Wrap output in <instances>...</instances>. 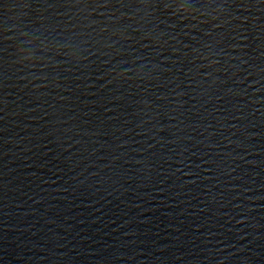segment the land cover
<instances>
[{
	"label": "water",
	"instance_id": "water-1",
	"mask_svg": "<svg viewBox=\"0 0 264 264\" xmlns=\"http://www.w3.org/2000/svg\"><path fill=\"white\" fill-rule=\"evenodd\" d=\"M0 0V264H264V0Z\"/></svg>",
	"mask_w": 264,
	"mask_h": 264
},
{
	"label": "snow or ice",
	"instance_id": "snow-or-ice-1",
	"mask_svg": "<svg viewBox=\"0 0 264 264\" xmlns=\"http://www.w3.org/2000/svg\"><path fill=\"white\" fill-rule=\"evenodd\" d=\"M81 2L88 3V0H75L74 4H79ZM92 2L97 3V4H101V5H108L109 4V0H92ZM161 3L165 4V6H167L166 0H161Z\"/></svg>",
	"mask_w": 264,
	"mask_h": 264
}]
</instances>
